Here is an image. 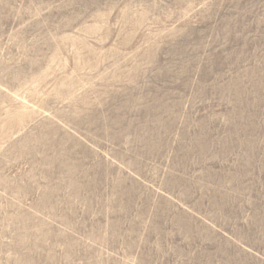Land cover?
<instances>
[{
  "label": "rangeland",
  "instance_id": "1",
  "mask_svg": "<svg viewBox=\"0 0 264 264\" xmlns=\"http://www.w3.org/2000/svg\"><path fill=\"white\" fill-rule=\"evenodd\" d=\"M0 264H264V0H0Z\"/></svg>",
  "mask_w": 264,
  "mask_h": 264
},
{
  "label": "bare ground",
  "instance_id": "2",
  "mask_svg": "<svg viewBox=\"0 0 264 264\" xmlns=\"http://www.w3.org/2000/svg\"><path fill=\"white\" fill-rule=\"evenodd\" d=\"M80 177V176H79Z\"/></svg>",
  "mask_w": 264,
  "mask_h": 264
}]
</instances>
